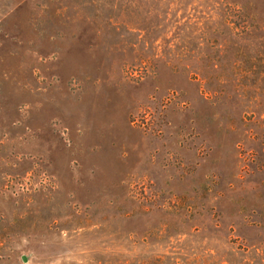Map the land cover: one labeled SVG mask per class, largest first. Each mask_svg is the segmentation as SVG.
<instances>
[{"label":"rangeland","instance_id":"1","mask_svg":"<svg viewBox=\"0 0 264 264\" xmlns=\"http://www.w3.org/2000/svg\"><path fill=\"white\" fill-rule=\"evenodd\" d=\"M0 264H264V0H0Z\"/></svg>","mask_w":264,"mask_h":264}]
</instances>
